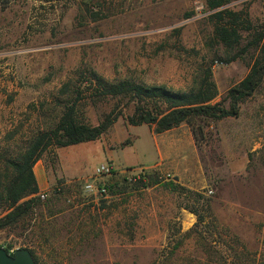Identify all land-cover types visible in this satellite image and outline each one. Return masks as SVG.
<instances>
[{
	"label": "rangeland",
	"instance_id": "374dc122",
	"mask_svg": "<svg viewBox=\"0 0 264 264\" xmlns=\"http://www.w3.org/2000/svg\"><path fill=\"white\" fill-rule=\"evenodd\" d=\"M230 1L264 25V0ZM208 14L204 0H0V167L57 121L62 84L91 69L188 91L211 66L220 101L256 52L220 62ZM111 103L85 105L86 119ZM239 111L197 142L185 123L156 134L119 117L94 141L49 148L33 165L46 197L0 246L35 264H264V77ZM102 162L114 172L95 182L110 189L85 192Z\"/></svg>",
	"mask_w": 264,
	"mask_h": 264
},
{
	"label": "trees",
	"instance_id": "16d2710c",
	"mask_svg": "<svg viewBox=\"0 0 264 264\" xmlns=\"http://www.w3.org/2000/svg\"><path fill=\"white\" fill-rule=\"evenodd\" d=\"M204 4L209 11L211 39L226 53L220 62H231L250 50L256 52L245 76L231 85L220 101H215L219 93L211 66L201 69L195 87L188 91L131 79L107 80L93 69L80 73L79 82H64L59 94L65 96L66 102L57 121L38 131L16 156L3 159L0 230L15 226L32 211L39 199L33 165L53 146L94 141L119 117L132 126L146 124L156 134L185 123L197 142L203 139L207 121L239 115L240 103L252 97L264 77V25L252 23L247 5L235 8L230 0H204ZM110 102V109L101 114L96 124L86 119L85 105L97 107ZM145 176L141 180L147 185L150 181L147 183ZM105 187L109 190L111 185ZM5 249L10 252L9 247Z\"/></svg>",
	"mask_w": 264,
	"mask_h": 264
},
{
	"label": "built area",
	"instance_id": "2783aa9c",
	"mask_svg": "<svg viewBox=\"0 0 264 264\" xmlns=\"http://www.w3.org/2000/svg\"><path fill=\"white\" fill-rule=\"evenodd\" d=\"M114 172V167L109 162H102L99 163L97 166H95L93 170V180L91 179H84V181L81 182V187L85 192H89L95 195H103L106 194V187L105 183L95 182V180L99 177L109 176ZM37 195L44 199L46 197V194L43 192H38ZM14 250L11 249L10 252H13Z\"/></svg>",
	"mask_w": 264,
	"mask_h": 264
},
{
	"label": "water",
	"instance_id": "95a60500",
	"mask_svg": "<svg viewBox=\"0 0 264 264\" xmlns=\"http://www.w3.org/2000/svg\"><path fill=\"white\" fill-rule=\"evenodd\" d=\"M0 264H35V262L26 248H17L11 253L0 246Z\"/></svg>",
	"mask_w": 264,
	"mask_h": 264
}]
</instances>
